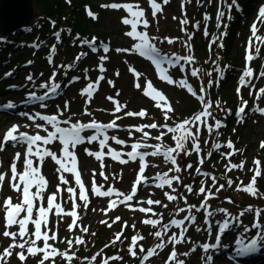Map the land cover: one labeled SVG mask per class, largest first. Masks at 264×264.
Returning a JSON list of instances; mask_svg holds the SVG:
<instances>
[{
    "label": "rangeland",
    "instance_id": "1",
    "mask_svg": "<svg viewBox=\"0 0 264 264\" xmlns=\"http://www.w3.org/2000/svg\"><path fill=\"white\" fill-rule=\"evenodd\" d=\"M49 1L46 0L44 2L46 7H48ZM60 1L63 4V10L59 12L60 17L58 16V19H55L56 16L52 19H46L48 12L39 6L38 3L35 4V14L38 15L36 20L41 16H43V19H46L44 24L48 27L46 34L42 32L38 34H33L35 32L20 33L15 39L10 41L0 38V43L1 41H9L13 45V49L1 56L2 58L0 59V105H3L5 101H11L13 99L17 103L20 101V97H24L32 92L36 95L44 94L47 89L41 88L40 85L50 83V77H52L53 73L56 74L55 82L61 86L58 90L59 94L49 101L27 103L25 106L19 107L18 111L14 113L5 112L0 107V138H2L5 131L13 124L20 125V131H27L32 134L39 131L41 135H46L41 129H35L33 122L28 120L27 116H22L19 113L23 112L34 115L36 112H39L41 115L45 113L54 115L58 114L57 106H59V109L63 113L60 116L62 120L71 116L73 122L80 121L88 123L90 120L95 119L97 122L109 123L115 119V116L123 115V113L113 115L114 104L106 98L112 96L127 105L126 111L138 112L144 109L148 113V116L145 118L124 117L122 120L117 121L121 125V129L109 130L108 134L110 136L116 135L118 138L126 141V145L123 146L115 145L114 142L109 141L111 146L118 151L128 152L131 151V143L139 140L141 134L133 131L132 135L129 136L128 131L125 130L129 129L127 126L151 124L154 122L159 125L164 123L175 125L184 119L192 118L197 113V109L201 108V103L191 93H188L187 89L181 88L178 84L170 85L162 81L159 78V72L155 65L147 57L139 55L134 50L128 52L116 51L117 49H131L138 41H134L125 35L131 28L121 22L122 18L127 15L124 10L122 12L121 10H113L102 6L106 1L110 4V1L113 3H124L129 2V0ZM199 1L170 0L168 4L163 5L161 0L163 11L158 13L156 17H153L149 2L142 0L144 5H149V14H146V18L149 20V27L144 29L141 26L138 30L147 31L150 37H154L155 39L152 42L166 56L172 58L173 61L176 56L193 57L191 64L187 60H181L179 65L175 63L173 66L164 64L163 67L167 69L168 74L174 80L187 79L194 91L198 87L204 88V91L202 93L198 92V95L202 94L206 99L210 100L214 105L210 110L216 118L222 119L226 123V126L219 129V135L215 131L210 135L206 130L202 132L200 143L203 148L199 154L194 152L189 156L181 154L177 158L178 165L183 170L180 173L172 172L171 175L181 176L182 183L174 184L173 187L178 190V194L186 197L188 205H196L199 207L205 199L203 195H198L201 181L204 182L206 188H211L213 181L210 177L206 178L196 173L195 168H203L204 166L205 169L211 170L210 174L218 178L217 187L219 184H225V188L219 192L213 188L212 191L215 198L208 199V205L215 208L213 218H215L216 222H223L228 217H239L241 223L238 220V224H232L231 227L234 230L235 226L240 225V233H244L243 236L245 238H250L251 236H257L258 231L264 233L263 229L257 231L256 228L252 227V224L256 220L255 210L264 207V148L260 146L261 142L264 141V116L259 112L253 111L257 106L264 108V96L256 99L258 90L264 88V77H259V73L264 72V43L253 38L251 52L256 59L251 62H246V54L249 51V40L253 37L251 25L257 19L258 10L264 6V0H235V4H233V0H205L203 5H200ZM229 5H232V7L229 8ZM49 10L53 13V5H51ZM191 11L194 12L193 15H190L189 12ZM221 11L225 15L217 19L218 13ZM54 15H58V13ZM206 15L209 17L207 20L205 19ZM183 20H187L188 23L182 24L181 21ZM46 22L49 23L46 24ZM40 24H36L37 27ZM257 27L259 31L256 35L264 37V24H258ZM205 32H207V35H205ZM56 33L60 34L59 39L56 37ZM2 34L0 33V35ZM169 39L173 42L169 43ZM213 40H215V43H213ZM85 41L89 43H85ZM93 41L95 42L94 44H92ZM34 45L36 46L34 47ZM102 45L109 48L107 53L104 52ZM92 46L97 47L98 51L93 52L91 50ZM53 47L56 49L55 52L52 51ZM256 48L260 49L258 54L255 51ZM80 53H86L87 55L77 60L76 57ZM101 56H107L108 59L101 61ZM50 57L51 62L49 60ZM101 63L105 68L103 73L99 71V65ZM69 65H71L70 68L68 67ZM246 66L252 67L254 71L255 75L252 79L254 87L241 88L240 95H238V81ZM133 68L141 73L140 77H136L130 71ZM193 69L200 70L197 77L191 76ZM7 73H11V75L8 76L6 75ZM29 75L33 77L32 81L27 79ZM101 75L105 79L99 81V88L94 93L92 102L90 104L86 103V97L80 94L81 90L87 86L88 82H96ZM76 77H79V79H73ZM107 81H112L114 87ZM147 81H151L153 86L157 90L162 91L167 97L170 106L174 109L173 112L169 113L171 119L165 120L162 110L155 107V102L150 97L143 95ZM137 83L141 84L142 87L140 89L136 88L135 85ZM12 84L20 85L21 89L10 90L9 86ZM4 89L5 91L3 92L2 90ZM117 92H119V96H116ZM258 100H260L259 103ZM65 101L69 102V108L66 111L64 110ZM217 101L220 102L218 108L215 107ZM242 101H247L248 106L243 122H238L240 119H237L233 113L238 110ZM191 103L194 105V113L184 110ZM41 104H46L47 107H41ZM85 109L92 113L91 117L84 114ZM237 122L238 124H236ZM35 123L43 124L44 122L37 119ZM24 125H30V127L26 128ZM48 127L51 131V127ZM145 130L149 131L151 136H156L161 131H164V129L159 128ZM90 134H92L91 131L83 133L85 136ZM229 140L233 142L235 149V154L231 155L229 159L235 160L238 164L244 162L245 166L243 169L236 168L231 172L226 171L225 166L229 165V160L222 153L232 152L225 146ZM146 142H149V144L162 143L166 146H174V142L167 137L159 142L152 139ZM218 142L224 143L220 149L214 147ZM48 147L59 153L61 146L56 142ZM85 147L93 151L99 150L98 144L96 143L80 145L76 149L78 158L81 161L82 177L84 176L86 179V187L89 189L90 204L85 209L82 202L77 201V203L81 204L79 209L80 220L78 223L82 227H87L88 232H80L79 234L84 235V237L86 236V241L84 245H76L73 247V252L74 249L76 250L75 260L79 262L80 259H83V264H89L91 262L90 258L100 253L101 256L97 258L96 263L102 264L101 257H108L111 252V256L118 255L123 259L110 261V264L133 263L130 260L132 259L134 261L136 258H131L132 256L130 254L126 255L125 253L130 244V238L137 233L148 236L157 229L141 223V220L146 218L145 214L138 211L133 212L122 205L112 210L108 216L103 217L99 211L97 212V207L95 206L99 202V197L92 194L90 189L93 180L92 170H95V181L97 185L104 184L108 187H114L117 190L123 191L126 194L129 193L138 172L139 162H129L128 164L121 165L109 157H105L103 172L108 177L105 180L100 175V162L87 156L84 151ZM186 147L191 151L190 145H186ZM25 148L26 145L18 144L13 147L11 143H8L5 145L4 150L0 151V157L3 159V165L0 166V173L6 174L5 180L0 185V205H3L8 197H12L14 203L18 202V193L11 187L13 182L11 181L10 165L14 161L15 154L19 152L21 153V161H16V163L18 171L23 170L21 162L24 159ZM105 151L107 152V149ZM208 153H211L210 157ZM124 158L127 159L126 156ZM200 158L204 159L202 165L199 164ZM256 159H259L261 162L262 175L257 178L256 184L260 195L253 197L248 193L237 191L236 189L241 181H243L244 185L250 183L254 175V172L250 169L255 168L253 161ZM188 164H191L193 167L186 168ZM153 165H159V167ZM56 167L57 165L50 158H47L42 165V174L49 181L46 196L56 191L59 175L54 174ZM172 167L170 163L163 161L162 157H156L152 159L151 164L146 169L145 175L153 178L154 174L160 173V171L168 172ZM64 175L68 179L69 184L60 185L62 192L58 200L66 206V209H70L72 202L69 199V194L63 190L67 187L77 186L71 174L64 173ZM226 179L234 181L232 187L229 188L226 185ZM149 182H152V180L150 179ZM188 184L193 186L194 190L192 193H189L184 187V185ZM165 191H168L170 194H177L171 193V190L167 188L161 190L148 185L141 186L138 190L137 198L144 196L145 199L148 197L162 201L164 204H167V208L162 207L161 209V206H153L154 210H163L168 215L177 208H187L183 199L169 202L166 197H163ZM216 198H218L217 201L215 200ZM229 198L233 201L232 203L228 202ZM110 199H115V197ZM249 206H252L251 212L246 211ZM169 208L171 210L168 212L167 210ZM219 208L227 209L228 215L218 212L217 209ZM92 209H95V211ZM202 210L196 211L193 209L192 215L204 213V210ZM241 212L245 213L246 220H243L244 217L242 218L239 215ZM186 215H188L187 211L179 215L175 213L174 218L182 219ZM4 216L3 210L0 209V252L12 243L10 238L3 236V232L5 231ZM117 216L121 217L122 220L113 224L111 228L101 223L103 220H108L111 223ZM201 216L194 223L189 221L185 222V227L188 228V231L185 242L176 246L178 258L184 259L186 264H206V258L209 255L213 257L212 264H239L241 260H237L238 258L244 261V255L237 254V238L223 239L222 245L219 248H222L221 250L210 249L207 253L203 251L201 248L203 243L215 244L216 239L214 238V233L216 231H214V227H219V224L213 226L210 234L208 230L203 231V235H205V239H203V235L200 234L202 231L199 232L196 230L199 227L198 225L202 226ZM259 219L261 224H264V212H262ZM124 221H127L129 225L125 229L126 234L123 237L125 239H121L115 245H110L105 248V245L111 243L115 238V234L122 230ZM67 223H70V221L66 220L57 226L59 239L62 237L60 243L64 245L67 244L66 240L72 239L78 231H69L66 226ZM133 223L136 224L135 229L131 228ZM245 227L250 229V231L245 232ZM29 228L31 229L32 226L29 225ZM9 230L18 231V228L13 226ZM97 231V234L101 235L100 238L95 233ZM172 231L178 233L179 229L173 227ZM102 235L104 236L102 237ZM165 238L167 239V237ZM100 239L101 242L98 244ZM154 240L155 238L149 241L150 244L146 248L154 247L157 243H152ZM244 241L247 243L251 239H244ZM17 242H19V238H17ZM38 243L42 246V242ZM67 246L69 247V245ZM88 246H92V251L87 252ZM258 247L259 249H263L264 241H259ZM108 248L111 249L107 250ZM193 248H195L194 252L191 251ZM15 251L19 250H14L13 256L9 258V264H22L15 256ZM254 252L257 253L258 249ZM77 253H80V256H77ZM184 253H189V255L184 256ZM86 257L89 259H85ZM39 259V255L37 257H29L23 264H38ZM55 259V264L66 263L61 257ZM166 259L162 260L159 264H164ZM256 259L257 257L247 262L249 264H264V257ZM92 263L94 262L92 261ZM46 264H51V262H46ZM148 264L157 263L152 259L148 261Z\"/></svg>",
    "mask_w": 264,
    "mask_h": 264
},
{
    "label": "snow or ice",
    "instance_id": "2",
    "mask_svg": "<svg viewBox=\"0 0 264 264\" xmlns=\"http://www.w3.org/2000/svg\"><path fill=\"white\" fill-rule=\"evenodd\" d=\"M70 2V0H68ZM150 8L152 10V16L156 17L158 13L163 11L162 4L166 5L170 2V0H162V4L158 3L157 0H148ZM233 4H235V0H233ZM102 7L110 8L113 10H121L123 9L127 15L122 18L121 22L124 25L130 26L131 30L126 32L125 35L132 38L134 41H138L135 43L131 49H117L118 52H128L135 51L138 52L139 55L143 57H147L152 63L155 65L156 69L159 72V78L162 81L167 82L168 84H178L181 88L187 89L188 93H191L193 97H196L198 101L202 105V110L197 114H194L190 119H184L183 121L176 123L174 126H169L167 123L158 125L157 123L144 124L142 126H136L134 128L125 129L128 131L129 136L132 135V132L140 133V139L136 142L131 143L130 148L131 151L123 152L118 151L116 148L112 147L109 141L114 142L115 145H126V141L124 139L118 138L116 135H109V130H119L121 129V125L117 123V121L122 120L124 117H141L145 118L148 116L146 110L142 109L138 112L126 111L127 105L125 103L120 102L112 96L106 97L109 101L114 104L113 115L116 113H123L122 116L117 115L115 119H113L109 123H101L97 122L95 119L90 120L88 123L76 121L73 122L71 116L67 119H60V116L63 115L59 106H57L58 114L54 115H41L39 112H36L34 115H29L27 113H19L22 116H27L28 120L32 121L35 129H41L46 135H41L39 131L35 132V134H29L27 131H20V125L13 124L9 127L2 138H0V151L4 150L6 144L11 142L12 146L16 145H26L24 159L21 162L22 171H18L16 161H21V153L17 152L15 154L14 161L10 165L11 171V187L14 189L16 193H18V202H13L12 197L6 198L3 205H0V209L3 210L5 216V231L3 232V236L6 238H10L12 243L3 249L0 252V264H9V258L13 256L14 250L15 256L22 262H25L29 257H37L40 256L38 264H46V262H51V264H55V258L61 257L66 261V264H72V261L76 259V254L71 252V248L76 245H84L85 240L81 236L75 237L74 240L68 239L66 243L69 245V250L62 251L58 247L54 246V244L49 243V241H57L58 240V231L57 226L60 223L65 222L66 220L70 221L67 223V228L69 231L79 230L83 233L88 232L87 227H81L78 223L80 220L79 209L81 207L80 203L82 202L83 207L86 209L90 204L89 197V189L85 186V183L82 180V171H81V161L78 158L76 149L80 145H91L93 143L98 144V151L90 150L85 147V154L89 157L94 158L96 161L100 162L101 172L100 175L103 176L105 180L108 177L104 174L103 169L105 167L104 160L105 157H109L111 160L120 163L121 165L128 164L129 162H139L138 163V172L135 180L133 181L132 187L129 193H125L123 191L117 190L114 187H108L106 190L103 185H97L95 181L96 171L92 170V185H91V193L96 197L103 198H112L109 199L107 207L105 209H101L105 215L108 212L119 208L121 205L125 208L133 212H140L145 214L146 218L141 220V223L145 226H151L153 229H157L151 233L159 242L155 244L154 247L149 249H145L143 244L140 243L145 240V237L140 234L133 235L130 238V244L128 247V252L132 257H137L138 253L143 254L141 257V264H146V262L156 256L159 255L157 250H164L167 245L172 246V250L168 258L165 261V264H186L184 259L178 258V252L176 250V246L181 245L186 240V233L188 228L185 227V222L189 221L194 223L196 221V217L192 215L193 209L196 211H200L201 209H207L208 199L214 198V193L212 191L213 188L216 189L217 192L225 188V184H219L218 178L214 175H211L209 172H202L200 167L195 168V172L202 175L203 177H210L213 181L211 188H206L204 186V182L201 181V186L198 189V195H203L205 197L204 201L197 207L196 205H188L186 197H183L181 194H178V190L173 187L174 184L182 183L181 176L179 175H171L172 172L180 173L183 169L178 165L177 158L183 154L185 156L191 155L193 152L199 154L201 152V143L200 138L202 132L204 130L210 135L214 131L219 135V129L225 125L222 124L220 119H217L213 112L210 110L213 108V103L206 99L204 95H198V92H203L204 88L198 87L196 91L193 90L191 84H189L187 79H181L176 81L172 78L171 75L168 74L166 68L163 67L164 64H168L169 66L174 65V61L172 58L162 55L160 50L156 47V45L152 42L155 38L150 37L147 31L138 30L141 26L144 29L149 27V20L146 18V11L139 5V3L135 2H124V3H110L103 5ZM232 5H229L231 8ZM238 7V5H237ZM92 15L91 13H89ZM225 15L224 12H219L217 19L223 17ZM175 19V17H174ZM205 19H209L206 15ZM182 24H187V20L181 21ZM264 24V6H262L258 10V15L256 21L251 25V32L253 37L249 40V51L246 54V62H251L256 59L255 56L252 55L251 46L252 39L264 43V37L257 36V32L259 31L257 25ZM59 39V33L55 34ZM207 35V32H205ZM169 43L173 41L171 39L168 40ZM85 43H89L85 41ZM95 42L93 41L92 44ZM215 43V40H213ZM36 45H34L35 47ZM91 46V45H90ZM105 53L109 51L107 46L102 45ZM91 50L93 52L98 51L97 47L92 46ZM53 52L56 49L53 47ZM256 53L260 52L259 48L255 49ZM86 53H80L76 59L80 60L83 56H86ZM107 56H101L100 60H107ZM51 62V57L49 58ZM181 60H187L189 64L193 62L192 56L182 57L176 56L175 63H179ZM31 63V62H29ZM69 68L71 65L68 66ZM87 71V70H86ZM99 71L103 73L105 68L101 63L99 65ZM134 73L136 77H140L141 73L137 72L134 68L130 69ZM198 69H193L191 71L192 77H197L199 74ZM6 75L10 76L11 73H7ZM55 73H53L52 77H50V83H44L40 85L41 88L47 89V91L43 95H36L34 92L30 93L28 96L29 100L33 101H46L53 95H58V90L60 89V84L55 82ZM119 75V73H117ZM211 75V73H209ZM254 71L252 67L246 66L245 70L242 72L239 81L237 94L240 95L241 88L246 87H254L252 84V79L254 77ZM259 77H264V72L259 73ZM29 81L33 80V77L29 75L27 77ZM78 80L79 77L73 78ZM105 77L103 75L98 77L96 82H88L87 86L83 88L80 92L82 96L86 97V103H91L94 98V93L99 88V81H103ZM110 85L114 87V83L112 81H107ZM136 88L140 89L141 84L137 83ZM143 95L146 97H150L152 101L155 102V107L161 109L164 115L165 120L171 119L169 113L173 112L174 109L170 106L167 97L164 95L162 91L157 90L151 81L146 82V88L143 90ZM251 95V92H250ZM116 96H119V92L116 93ZM261 96H264V88H260L256 94V99H260ZM242 99V97H241ZM41 107H47L46 104H41ZM220 102L217 101L215 107H219ZM248 106L247 101H242L240 107L238 108L237 115L239 116L240 122H243L246 114V108ZM2 108L13 109L16 107L13 103H7L5 105H0ZM69 102L65 101L64 110H68ZM230 111V110H229ZM253 111L259 112L261 115H264V108L259 106L255 107ZM84 114L89 117L92 116V113L87 109L84 110ZM74 115V114H73ZM39 119L43 121V124L35 123V121ZM67 125V126H61ZM51 127V131L49 127ZM24 127H30V125H24ZM164 129L156 136H151L149 131L145 129ZM86 131H91L90 135H83ZM170 134V135H169ZM170 138L174 142V146H166L162 143L149 144L146 141L149 139L155 141H163L165 138ZM56 142L61 146L59 149V153L49 148V145H53ZM186 145H190L191 151ZM261 148H264V141L261 142ZM216 149H220L222 145L220 143H216L214 145ZM228 149H232L233 152L230 153H222L225 158H230L231 155L235 154V149L233 142L229 140L226 144ZM107 149V152L105 151ZM147 149H153L152 151H147ZM127 157L125 159L124 157ZM208 156H211V153H208ZM150 157H162L163 161L170 163L173 167L169 169L168 172L157 173L155 177L149 178L145 175L146 169L149 167L148 159ZM35 158V159H34ZM50 158L52 162H54L57 167L54 170V174L58 175V184L56 186V191L45 195L48 191L49 181L42 174V165L45 163L46 159ZM204 159H199V164H203ZM255 168L250 169L254 172V175L251 178V181L248 185H244L243 181L237 185V191H242L252 195L253 197L260 195L256 184L257 178L261 177V162L259 159L253 161ZM155 167H159V165H153ZM244 162L240 164L231 163L226 165V171L231 172L233 169L244 168ZM191 164L186 165V168H192ZM64 173H69L74 177V181L77 187H67L63 191H66L69 194V199L71 200V208L66 209V206L58 200L62 189L60 187L61 184L68 185L69 181L65 177ZM6 174L0 173V185L5 180ZM150 179L154 183V187L157 189H170V194L168 191H165V197L169 202L178 201L183 199L184 203L187 205V208H177L176 215L180 213H184L187 211L188 215L184 216L182 219L172 218L167 223H165V218L162 213H157L154 210L153 206H161L167 208V204H164L160 200H153L151 198H147L144 200L137 199L138 190L141 186H148ZM234 181L231 179H226V185L230 188L232 187ZM189 193L193 192V186L191 184L184 185ZM35 189V191H33ZM136 201L138 205H144L140 207H134L133 201ZM229 203H232L231 199H228ZM95 211V209H92ZM220 213H225L228 215V210L225 208L217 209ZM246 211L251 212L252 206H249ZM264 210L257 208L255 210L256 220L252 224L253 228L258 230L264 229V224H261L260 217ZM245 213L241 212L239 215L243 216ZM214 213L211 211L206 212L207 217L213 216ZM155 217V218H153ZM122 220L121 217L117 216L115 219L109 223L108 220H103L101 223L105 224L107 227L111 228L113 224L120 222ZM239 217H231V223L238 222ZM205 223H208L206 220ZM230 219H224L223 222L217 221L219 224V234L216 237L215 244L203 243L201 248L205 253L209 252L210 249H217L220 246L221 235L225 233L231 227ZM29 225L32 228H29ZM13 226L18 228V231H10ZM129 227L127 221H124L122 224V230L119 233L115 234V238L111 241V245H115L118 241H121V238L124 235V229ZM179 229V232H173L172 229ZM132 229L136 228V224L133 223L131 225ZM200 231L199 228L196 229ZM209 234L211 233V225L209 224L208 228ZM250 231L247 227H245V232ZM169 233H171L169 235ZM95 235V233H93ZM165 237L167 239L165 240ZM17 238H19V242H17ZM259 241H264V233L258 231L257 237L251 239L250 243H245L243 234L240 239L236 241L238 245L237 254L238 255H246L250 252H254L257 250V245ZM42 242V246L40 243ZM110 245H105V248ZM191 251H195L193 248ZM184 256H188L189 253H184ZM101 254L97 253L92 256L91 261L95 262L97 257H100ZM89 259V258H85ZM123 258L114 255L111 257H101L102 264H110V261H119ZM213 257L211 255L207 256L206 264H212Z\"/></svg>",
    "mask_w": 264,
    "mask_h": 264
},
{
    "label": "water",
    "instance_id": "3",
    "mask_svg": "<svg viewBox=\"0 0 264 264\" xmlns=\"http://www.w3.org/2000/svg\"><path fill=\"white\" fill-rule=\"evenodd\" d=\"M35 0H1L0 33L13 34L32 25Z\"/></svg>",
    "mask_w": 264,
    "mask_h": 264
},
{
    "label": "trees",
    "instance_id": "4",
    "mask_svg": "<svg viewBox=\"0 0 264 264\" xmlns=\"http://www.w3.org/2000/svg\"><path fill=\"white\" fill-rule=\"evenodd\" d=\"M46 0H35V3L37 4L38 3V5L39 6H41L43 9H45L47 12H48V15L46 16V19H49V18H53V17H55V19H58L60 16V14H59V12L61 11V10H63V4H62V2L60 1V0H50L49 2H48V7H46L45 5L46 4H44V2H45ZM83 1H88V0H83ZM59 3V4H58ZM51 5H53V13L54 14H56V13H58V15H54L50 10H49V8L51 7ZM38 16V15H37ZM59 16V17H58ZM58 17V18H57ZM46 19H43V16H41V17H39V19L37 18V20H36V22H35V24H39V23H41L38 27H37V25L36 26H33L31 29H27V30H24V31H20V32H18L17 34H15V35H10V36H8V35H1L0 37H4L5 38V40H12V39H15V37L16 36H18L20 33H26V32H35V33H33V34H38L39 32H42V33H44V34H46L48 31H46L47 30V26L46 25H44L45 24V20ZM54 20V19H53ZM49 22H46V24H48ZM67 23H69V22H67ZM34 24V25H35ZM9 41H5V42H3V41H1V43H0V57L1 56H3V55H5V53H8L10 50H12L13 49V45H11L10 43H9ZM194 108V105L191 103L190 105H188L187 107H185V109L184 110H188V111H190V112H192L193 110H195V109H193Z\"/></svg>",
    "mask_w": 264,
    "mask_h": 264
},
{
    "label": "flooded vegetation",
    "instance_id": "5",
    "mask_svg": "<svg viewBox=\"0 0 264 264\" xmlns=\"http://www.w3.org/2000/svg\"><path fill=\"white\" fill-rule=\"evenodd\" d=\"M148 1V0H147ZM129 2H135V3H139V5L143 8V9H145L146 10V14H149V5H144V2L142 3V0H129ZM157 2H160L161 3V0H157ZM204 2H205V0H200L199 1V4L200 5H203L204 4ZM110 3H113L112 1H110ZM106 4H108V1H106L105 3H103V5H106ZM121 11L123 12V9H121ZM190 13V15H193V11H191V12H189ZM150 239H152V237H145V240L144 241H142L141 243L143 244V247L145 248V249H149V248H151V247H148V248H146L150 243H149V241H151ZM153 243V242H152ZM169 246L170 245H167L166 247H165V249L164 250H160V253H159V257H160V260H159V263L162 261V260H164L165 258H168V256H169V254H170V252H169ZM143 256V254H141V257ZM141 257H140V259H139V261H138V263L137 264H141ZM166 261V260H165ZM165 263V262H164Z\"/></svg>",
    "mask_w": 264,
    "mask_h": 264
},
{
    "label": "bare ground",
    "instance_id": "6",
    "mask_svg": "<svg viewBox=\"0 0 264 264\" xmlns=\"http://www.w3.org/2000/svg\"><path fill=\"white\" fill-rule=\"evenodd\" d=\"M263 248H264V247H263ZM259 255H261V256L264 257V249H262L261 251H260V249L258 250V252H257V254H256V257L259 256Z\"/></svg>",
    "mask_w": 264,
    "mask_h": 264
}]
</instances>
